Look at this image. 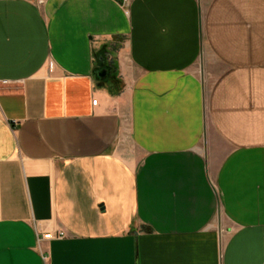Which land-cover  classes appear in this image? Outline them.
I'll return each instance as SVG.
<instances>
[{
  "label": "crops",
  "instance_id": "crops-1",
  "mask_svg": "<svg viewBox=\"0 0 264 264\" xmlns=\"http://www.w3.org/2000/svg\"><path fill=\"white\" fill-rule=\"evenodd\" d=\"M0 81V264H264V0H0Z\"/></svg>",
  "mask_w": 264,
  "mask_h": 264
},
{
  "label": "rangeland",
  "instance_id": "rangeland-1",
  "mask_svg": "<svg viewBox=\"0 0 264 264\" xmlns=\"http://www.w3.org/2000/svg\"><path fill=\"white\" fill-rule=\"evenodd\" d=\"M217 69L219 70V68L217 66H213V65L210 66L208 64L207 66L204 67V69L202 68V72L200 71L201 72V75H204L205 79L207 80L208 87L213 82L214 75H215V73H217L215 71H217Z\"/></svg>",
  "mask_w": 264,
  "mask_h": 264
},
{
  "label": "built area",
  "instance_id": "built-area-1",
  "mask_svg": "<svg viewBox=\"0 0 264 264\" xmlns=\"http://www.w3.org/2000/svg\"><path fill=\"white\" fill-rule=\"evenodd\" d=\"M125 3H126V0H123V4L125 5ZM0 84H2V85H8L9 84V82H7V81H0ZM96 104V101L94 100L93 102H92V105H95ZM50 236L51 235H44V237L43 238H45V239H50ZM56 236H59V237H61V236H63V234L62 233H59V234H56Z\"/></svg>",
  "mask_w": 264,
  "mask_h": 264
},
{
  "label": "water",
  "instance_id": "water-1",
  "mask_svg": "<svg viewBox=\"0 0 264 264\" xmlns=\"http://www.w3.org/2000/svg\"><path fill=\"white\" fill-rule=\"evenodd\" d=\"M105 74V72L100 73V77H102Z\"/></svg>",
  "mask_w": 264,
  "mask_h": 264
}]
</instances>
